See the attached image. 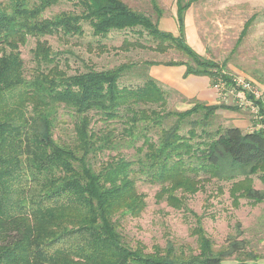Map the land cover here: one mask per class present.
<instances>
[{"label": "trees", "instance_id": "obj_1", "mask_svg": "<svg viewBox=\"0 0 264 264\" xmlns=\"http://www.w3.org/2000/svg\"><path fill=\"white\" fill-rule=\"evenodd\" d=\"M61 1L0 0V264H225L200 230L197 254L132 247L119 218L146 208L142 183L160 186L157 199L178 208L183 200L176 193L198 192L204 178L233 180L247 172L264 184V130L209 131L210 118L224 106L168 111L167 92L154 79L121 86L129 65L68 75L45 39L82 37L85 23L95 38L146 34L153 46L138 47L187 59L148 65L183 67L185 79L207 77L214 87L235 88L234 78L187 42L186 13L199 0H177V36L122 0H68L74 10L46 18ZM29 38L37 43L30 69L20 52ZM255 104L264 116V100ZM62 114L71 119L69 143L54 134ZM126 146L135 152L129 158L120 151ZM238 185L244 198L264 202V190L252 188L248 177Z\"/></svg>", "mask_w": 264, "mask_h": 264}, {"label": "rangeland", "instance_id": "obj_2", "mask_svg": "<svg viewBox=\"0 0 264 264\" xmlns=\"http://www.w3.org/2000/svg\"><path fill=\"white\" fill-rule=\"evenodd\" d=\"M122 1L151 17L161 30L178 35L177 0H157L162 10L160 16L152 0ZM67 10H74V6L68 0H62L44 16L52 18ZM251 21L243 35L246 24ZM185 27L187 42L197 53L219 64L223 72L232 78L256 82L264 98V0H199L187 11ZM84 32V36L69 41H62L57 36L45 38L60 59V69L68 75L87 71L88 68L112 70L129 65L120 80L121 86L133 87L143 84L147 77L154 79L167 92L168 111H185L196 103L222 105L224 108L218 109L210 118L209 131L238 127L249 133L258 128L259 118L251 107H241L238 93L230 88L214 87L211 81L207 85L199 78L185 79L183 67L148 65L153 61L165 64L187 59L174 51L162 55L138 47V42L153 46L148 43L146 34L141 38L131 31L112 32L104 39L95 38L87 23L84 24ZM36 44V39L29 38L26 45L20 47L28 69L35 65L32 50ZM205 90H211L214 98L211 94L207 99V94H202ZM201 118L194 116L190 121ZM70 120L66 114L60 117L54 132L58 141L72 142L74 134ZM190 128L186 126L183 132ZM201 130L202 127H199L198 131ZM120 151L127 158L135 153L128 146ZM258 176L246 172L233 180L204 178L198 192L176 193L177 198L183 200V206L179 208L165 199H157L160 186L139 184L146 208L138 217H118L123 236L132 247L142 244L146 252L159 248L170 249L176 254H197L199 238L196 231L200 230L212 242L214 252L224 254L225 264L240 260L264 264V202L244 198L242 190L237 187L248 177L252 188L264 190ZM233 244L239 247L240 252L233 253Z\"/></svg>", "mask_w": 264, "mask_h": 264}, {"label": "built area", "instance_id": "obj_3", "mask_svg": "<svg viewBox=\"0 0 264 264\" xmlns=\"http://www.w3.org/2000/svg\"><path fill=\"white\" fill-rule=\"evenodd\" d=\"M234 85L235 88H230L231 91L238 93V96L240 97L241 102V107L247 108L251 107L257 118H259V125L258 128L252 132H258L261 130H264V116L260 115L259 113V108L255 104V101L257 100H264L262 97V89H260V86L255 84L254 81L245 79V78H234ZM217 88H225V84L221 83L220 85L216 86ZM249 96L253 98L249 99Z\"/></svg>", "mask_w": 264, "mask_h": 264}, {"label": "crops", "instance_id": "obj_4", "mask_svg": "<svg viewBox=\"0 0 264 264\" xmlns=\"http://www.w3.org/2000/svg\"><path fill=\"white\" fill-rule=\"evenodd\" d=\"M163 75H165V74H163ZM166 75L168 76V74H166ZM190 77H192V78H196V79H198V78H199V79H202V80L206 81V84H207V85H209V81H210V80H209V78H207V77H206V78H205V77H201V78H200V77H195V76H190ZM190 77H188V78H190ZM163 78H164V77H163ZM210 91H211V90H209V91H208V90H205V91L202 92V94H207V96H208L207 99L209 98V96H210L211 94L213 95V98H214V93H213V92H210Z\"/></svg>", "mask_w": 264, "mask_h": 264}]
</instances>
